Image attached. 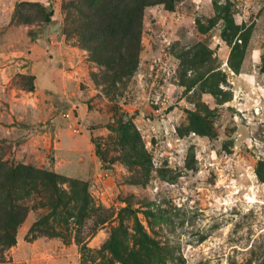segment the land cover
Here are the masks:
<instances>
[{
	"label": "rangeland",
	"instance_id": "1",
	"mask_svg": "<svg viewBox=\"0 0 264 264\" xmlns=\"http://www.w3.org/2000/svg\"><path fill=\"white\" fill-rule=\"evenodd\" d=\"M64 1L0 0V158L87 181L109 216L31 237L30 210L0 264H264V0L146 6L137 68L107 93Z\"/></svg>",
	"mask_w": 264,
	"mask_h": 264
},
{
	"label": "trees",
	"instance_id": "2",
	"mask_svg": "<svg viewBox=\"0 0 264 264\" xmlns=\"http://www.w3.org/2000/svg\"><path fill=\"white\" fill-rule=\"evenodd\" d=\"M157 3H162L166 9L174 8V0H68L62 3L68 18L75 16L71 9L77 10L82 17L75 28L88 42L84 48L89 58L103 67L100 75L92 73V79L102 84L106 93L115 89L116 84H124L136 70L143 10ZM230 24L238 30L231 21ZM240 36V42L233 45L229 59V66L236 72L240 65L232 58L235 52L242 51L248 40V35ZM192 122H195L194 117ZM117 129L122 132L123 142L129 145L131 162H141L137 161L141 157L144 161L147 154L131 118L120 119ZM95 151L102 159L98 147ZM64 183L67 187L62 186ZM88 188L87 181L0 158V259L5 250L16 243L17 227L27 213L37 208L45 209V213L31 224L28 230L31 237L45 235L65 239L62 228H70V218L78 229L92 220L95 226L89 231L92 234L96 226L108 220L109 214L107 208L95 205Z\"/></svg>",
	"mask_w": 264,
	"mask_h": 264
},
{
	"label": "crops",
	"instance_id": "3",
	"mask_svg": "<svg viewBox=\"0 0 264 264\" xmlns=\"http://www.w3.org/2000/svg\"><path fill=\"white\" fill-rule=\"evenodd\" d=\"M46 72L49 74V76H50V80L52 81V79H51V72L49 73V71L48 70H46ZM81 111H82V113H85V111H86V107H85V104H82L81 105Z\"/></svg>",
	"mask_w": 264,
	"mask_h": 264
}]
</instances>
